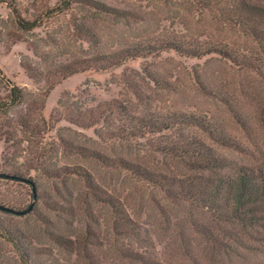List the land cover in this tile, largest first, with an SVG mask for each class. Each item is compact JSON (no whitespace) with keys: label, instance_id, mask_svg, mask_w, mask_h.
<instances>
[{"label":"rangeland","instance_id":"rangeland-1","mask_svg":"<svg viewBox=\"0 0 264 264\" xmlns=\"http://www.w3.org/2000/svg\"><path fill=\"white\" fill-rule=\"evenodd\" d=\"M63 1L0 0V205L26 211L35 203L26 215L0 210V264H193L167 245L180 242L178 221L209 225V215L139 191L124 169L97 160L163 159L155 147L165 133L148 129L133 137L115 102H132L131 114L154 122L173 110L212 117L221 137L235 145L220 148L221 155L234 165H258L264 160V55L242 42L254 69L218 55L191 59L171 52L100 71L97 55L136 41L114 9L131 7L143 17L158 10L148 8L150 0H130L136 8L127 0ZM161 25L182 29L173 21ZM199 75L208 91L197 84ZM14 88L21 91L15 101ZM90 185L99 188L97 196ZM110 197L125 207L121 214L103 203ZM187 238L197 261L208 264L202 236L187 231ZM248 259L237 264L256 262L254 254Z\"/></svg>","mask_w":264,"mask_h":264},{"label":"trees","instance_id":"trees-1","mask_svg":"<svg viewBox=\"0 0 264 264\" xmlns=\"http://www.w3.org/2000/svg\"><path fill=\"white\" fill-rule=\"evenodd\" d=\"M127 1L136 8V3ZM63 3L70 5L69 0ZM99 5L101 10L108 9L103 2ZM148 5L158 12H148V17H143L131 7L114 9L116 17L131 28L136 41L119 43V50L97 55L94 65L97 70L108 71L131 60L160 57L162 53L171 52L191 59L218 55L239 69L245 65L254 69L252 61L242 52V42L248 48V43L257 45L259 54L264 55V0H150ZM164 21H173L182 29L162 28ZM133 24L141 26L133 28ZM150 78L156 85L160 83L155 75H150ZM203 80L202 75L196 76L200 88L208 91ZM210 95L221 97L218 91H211ZM12 97L14 101L19 100L21 91L14 88ZM115 105L114 109L121 111L119 114H127V124L131 125L133 137L148 129L152 133H165L163 138L166 141L155 147V153L163 159L154 157V164L139 162V159L108 160L106 156L97 160L108 161L109 167L124 169L128 174L127 180L134 183L139 191L160 194L166 203L189 207L191 212L200 211L209 215L211 220L209 225L186 219L174 224L180 242L176 239L168 243L171 253L174 252L175 256L183 254L193 264L201 263L187 238V231H192L200 234L206 244L202 255L208 264L248 262L249 254H254L256 262L253 264H264V160L250 167L228 161L219 149L235 145L221 137L219 127L207 115L173 110L154 122L131 114L130 111L135 110L132 102L127 106L117 102ZM165 131L177 133L170 136ZM175 137L180 142L174 140ZM77 175L76 178L81 177L82 180V174ZM86 176L89 179L90 175ZM87 189L97 196V186L90 185ZM109 199L103 203L114 212L121 214L120 208L125 210L116 198ZM96 202L102 203V200L97 199ZM196 246L199 248V244Z\"/></svg>","mask_w":264,"mask_h":264},{"label":"water","instance_id":"water-1","mask_svg":"<svg viewBox=\"0 0 264 264\" xmlns=\"http://www.w3.org/2000/svg\"><path fill=\"white\" fill-rule=\"evenodd\" d=\"M33 192H34V200H35L36 199V189H35L34 184H33ZM34 206H35V203H33L26 211H16V210L7 208L3 205H0V210L10 212V213H15L17 215H26L34 209Z\"/></svg>","mask_w":264,"mask_h":264}]
</instances>
